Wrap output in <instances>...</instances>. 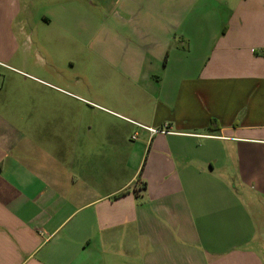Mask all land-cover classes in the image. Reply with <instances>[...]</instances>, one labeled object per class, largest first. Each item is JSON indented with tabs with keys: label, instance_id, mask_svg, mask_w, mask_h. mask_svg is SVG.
<instances>
[{
	"label": "crops",
	"instance_id": "crops-1",
	"mask_svg": "<svg viewBox=\"0 0 264 264\" xmlns=\"http://www.w3.org/2000/svg\"><path fill=\"white\" fill-rule=\"evenodd\" d=\"M30 18L99 37L86 46L119 98L103 108L142 142L98 162L133 171L103 194L86 129L0 112V264H264V0H0V66L32 44Z\"/></svg>",
	"mask_w": 264,
	"mask_h": 264
},
{
	"label": "rangeland",
	"instance_id": "rangeland-1",
	"mask_svg": "<svg viewBox=\"0 0 264 264\" xmlns=\"http://www.w3.org/2000/svg\"><path fill=\"white\" fill-rule=\"evenodd\" d=\"M109 12L107 10L103 17L109 16ZM116 18L113 15L107 18V26H116ZM30 20L26 38L30 37L32 44L21 45L16 56L7 62L11 67L0 66L1 116L14 126L48 129L57 126L56 122L53 124L51 119L43 117L48 113L65 114L59 115L64 118L62 126H58L60 129H86L89 150L85 176L89 186L102 184L103 194L111 188L121 187L133 175L126 163L100 167L98 162L118 158L110 150L114 145H121L127 152L136 148L142 138L139 134L136 140H132L136 132L125 121L105 110L119 111L115 105L119 98L110 84L101 85L100 71L97 70L100 62L86 46L99 37L88 36L84 42L76 35H53L58 30L54 25H48L40 18ZM6 41L11 46L12 39ZM63 42L66 43L65 49ZM84 57L88 60L85 61ZM86 76L91 80L89 85L84 81ZM79 154L70 152L73 160H78ZM81 154L83 158L84 152ZM71 168L80 178L77 169Z\"/></svg>",
	"mask_w": 264,
	"mask_h": 264
},
{
	"label": "built area",
	"instance_id": "built-area-1",
	"mask_svg": "<svg viewBox=\"0 0 264 264\" xmlns=\"http://www.w3.org/2000/svg\"><path fill=\"white\" fill-rule=\"evenodd\" d=\"M131 123H133L134 125H136L138 128L142 130L148 131L151 134V136L156 135V134H169L170 133L168 124H165L161 128H150V127L144 126L136 122H131ZM138 136H139V133L136 132L134 136L132 137V140H136Z\"/></svg>",
	"mask_w": 264,
	"mask_h": 264
},
{
	"label": "trees",
	"instance_id": "trees-1",
	"mask_svg": "<svg viewBox=\"0 0 264 264\" xmlns=\"http://www.w3.org/2000/svg\"><path fill=\"white\" fill-rule=\"evenodd\" d=\"M209 129L212 132L218 131L220 129L218 122L216 120H212ZM145 189H146V183H143L142 190H145ZM125 193H123V194H125Z\"/></svg>",
	"mask_w": 264,
	"mask_h": 264
}]
</instances>
